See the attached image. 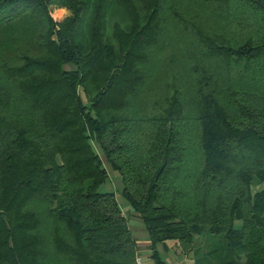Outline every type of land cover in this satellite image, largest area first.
<instances>
[{
    "label": "trees",
    "instance_id": "1",
    "mask_svg": "<svg viewBox=\"0 0 264 264\" xmlns=\"http://www.w3.org/2000/svg\"><path fill=\"white\" fill-rule=\"evenodd\" d=\"M0 44V264H140L94 144L153 248L264 264V0H0Z\"/></svg>",
    "mask_w": 264,
    "mask_h": 264
},
{
    "label": "crops",
    "instance_id": "2",
    "mask_svg": "<svg viewBox=\"0 0 264 264\" xmlns=\"http://www.w3.org/2000/svg\"><path fill=\"white\" fill-rule=\"evenodd\" d=\"M103 158L104 161L100 157L103 167L106 170L108 176L109 173H111L112 176L119 177V175L112 170L104 156ZM121 189L122 186L119 187L118 194L115 192V199L122 214L128 220V226L131 235L136 241L137 254L138 259L140 260V264H156L152 258V255L154 253H156L158 258L165 264H193L192 254L182 252L179 245L175 241H167L165 242V244H157L154 248L151 246L148 233L143 226L142 221L140 220L139 216L130 209L128 203H126L124 198L121 196ZM260 190H264V188H260L255 192H258ZM251 192L255 193L252 190ZM236 227H239V222L236 223Z\"/></svg>",
    "mask_w": 264,
    "mask_h": 264
},
{
    "label": "rangeland",
    "instance_id": "3",
    "mask_svg": "<svg viewBox=\"0 0 264 264\" xmlns=\"http://www.w3.org/2000/svg\"><path fill=\"white\" fill-rule=\"evenodd\" d=\"M50 15H51L52 19L55 22L59 23V22H62L64 20L68 19L71 16V12L69 10H67L66 8H63V7L59 8L57 6H52L50 8ZM2 49H3V47L0 44V51ZM64 68L65 69H71L72 67L69 66V65H66V66H64ZM79 94H80V97H81L83 103H85L84 94L81 91V89H79ZM93 146H94V149L97 152V154L104 161V158L102 156V153L99 150V148L97 147V145L94 144ZM105 166H106V164H105ZM107 170H108V168H107ZM260 184L261 183H259L256 179H253L252 184H251V190L253 192H255L256 190H258L260 188H264V182H262L261 185ZM119 187H121V180H120V178L119 177L112 176V174L109 173V179H108V181L103 186H101L100 189L102 191H104V192H107V191H111L112 190V191H114V192H116L118 194Z\"/></svg>",
    "mask_w": 264,
    "mask_h": 264
},
{
    "label": "built area",
    "instance_id": "4",
    "mask_svg": "<svg viewBox=\"0 0 264 264\" xmlns=\"http://www.w3.org/2000/svg\"><path fill=\"white\" fill-rule=\"evenodd\" d=\"M138 263H140V260L138 259Z\"/></svg>",
    "mask_w": 264,
    "mask_h": 264
}]
</instances>
